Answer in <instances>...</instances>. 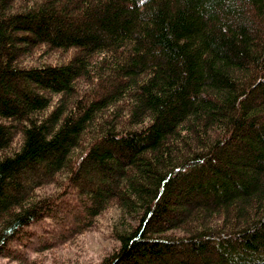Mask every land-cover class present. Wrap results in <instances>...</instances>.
Returning <instances> with one entry per match:
<instances>
[{
    "label": "trees",
    "instance_id": "trees-1",
    "mask_svg": "<svg viewBox=\"0 0 264 264\" xmlns=\"http://www.w3.org/2000/svg\"><path fill=\"white\" fill-rule=\"evenodd\" d=\"M97 224L99 264H264V0H0V258Z\"/></svg>",
    "mask_w": 264,
    "mask_h": 264
},
{
    "label": "rangeland",
    "instance_id": "rangeland-1",
    "mask_svg": "<svg viewBox=\"0 0 264 264\" xmlns=\"http://www.w3.org/2000/svg\"><path fill=\"white\" fill-rule=\"evenodd\" d=\"M49 225L48 221H44L26 229L41 232L50 228ZM12 245L23 250V260L5 257L0 258V264H99L103 256L114 247L115 240L110 236L106 224H97L82 234L50 248H31L32 246L21 242H12Z\"/></svg>",
    "mask_w": 264,
    "mask_h": 264
}]
</instances>
